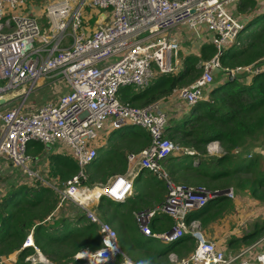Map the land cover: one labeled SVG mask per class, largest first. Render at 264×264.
<instances>
[{
	"label": "built area",
	"instance_id": "obj_1",
	"mask_svg": "<svg viewBox=\"0 0 264 264\" xmlns=\"http://www.w3.org/2000/svg\"><path fill=\"white\" fill-rule=\"evenodd\" d=\"M232 1L49 0L43 10L49 25L42 30L27 0H0V154L11 165L58 191L60 201L67 199L84 208L98 223L101 247L88 252L90 264H102L118 253L127 264H146L126 256L115 228L81 200V194L90 190L80 184L81 177L86 176V165L97 156L101 130L124 126L142 127L151 135L146 147L127 154L128 166L132 162L148 169L166 185L161 203L134 212L139 230L170 243L186 234L194 238L191 252L173 258L170 264H264V251L257 248L262 238L242 250L226 252L197 229V218L188 219L190 213L213 198H234L232 187L220 192L222 189L174 181L164 160L194 151L165 136L169 117L157 101L137 106L117 96L122 86L144 88L158 74L177 71L173 57L176 59L180 42L170 32L185 23L193 29L204 24L212 33L215 52L202 61L199 76L172 92L188 106L207 98L205 91L213 81V69H221L219 55L224 47L237 42L243 26L242 17L226 7ZM225 69L230 77L241 70L253 75L264 72V60ZM43 79L60 80L66 89L59 87L60 94L29 111L21 110L22 101L4 108L10 100L7 95L27 97ZM21 88L24 91L17 94ZM30 141L48 147L59 143L77 164L78 173L61 187L44 180L30 167L29 162L36 159L27 151ZM132 168L112 175L96 197L103 194L115 201L126 199L135 176ZM160 214L172 218L170 229H151V220ZM29 244L33 245L31 235L23 242Z\"/></svg>",
	"mask_w": 264,
	"mask_h": 264
},
{
	"label": "trees",
	"instance_id": "obj_2",
	"mask_svg": "<svg viewBox=\"0 0 264 264\" xmlns=\"http://www.w3.org/2000/svg\"><path fill=\"white\" fill-rule=\"evenodd\" d=\"M234 12L242 15L243 26L237 42L224 47L219 55L220 70L225 73H228L225 68L264 60V0H239ZM214 52L212 43H203L198 55L191 53L182 58L178 71L160 73L144 88L122 86L117 96L137 106L166 97L175 88L199 76L202 61L211 58ZM247 77L250 80H246ZM214 78L207 98L199 99L188 112L174 118V123L171 121L164 131L167 137L194 152L170 155L164 165L176 182L210 190L231 186L237 193H246L264 203V158L260 152L250 151L252 146L259 147L264 143V72L251 75L241 70L223 80L217 77L214 81ZM113 133L114 137L110 139L113 142L99 146L97 156L86 165V176L81 177V185L102 186L112 175L124 173L128 168L126 155L138 153L151 139L146 129L137 126H124ZM212 140L219 143L222 152H207L206 144ZM45 146L30 141L27 151L46 155L49 152ZM48 155L47 172L55 185L61 187L64 181L78 173L77 164L68 154L51 152ZM195 159L197 163L194 164ZM146 172L147 180L153 181L147 193L141 191L140 178L136 176L132 182V192L136 194L122 201L101 194L94 212L115 228L122 251L129 258L146 264H170L168 253L173 243L164 241V246L152 245L149 239L152 237L144 236L134 219V212L153 208L166 194L164 181L150 170ZM225 198L222 195L209 200L204 207L190 213L188 219L199 218L202 223L207 218H215L222 214L220 208L215 207ZM221 206L223 209L224 204ZM159 216L169 224L168 228L173 225L171 217ZM256 225L241 238L250 241L259 237L264 231V219ZM150 227L153 230L151 222ZM28 235H31L33 245H23ZM100 247L98 223L92 221L78 204L67 199L60 201L59 192L39 179L29 184L12 183L0 199L1 264H80L82 258L76 257L78 253L92 252ZM187 251L188 254L191 252L189 248ZM13 252L15 259L9 257ZM37 252L49 262L25 260L27 255ZM121 257L118 253L114 259L102 264H120Z\"/></svg>",
	"mask_w": 264,
	"mask_h": 264
},
{
	"label": "crops",
	"instance_id": "obj_3",
	"mask_svg": "<svg viewBox=\"0 0 264 264\" xmlns=\"http://www.w3.org/2000/svg\"><path fill=\"white\" fill-rule=\"evenodd\" d=\"M237 1H239V0H237ZM229 3L230 2H228L226 4V7H227V5ZM235 8H236V6H235ZM239 16H240V14H239ZM241 17H242V15H241ZM184 24H181V25H184ZM185 25H187V24H185ZM198 25H204V24H198ZM204 27L206 28L205 25H204ZM194 34H195V36H197L201 40L202 43L200 44V46L203 43H206V42H210L211 43V39H212V33L211 32L207 31V34L203 35L197 29H195ZM170 35L171 36H176V34H172L171 32H170ZM179 41H181V40H179ZM187 41H188L187 39H184V40L181 41L182 44L180 42L179 50L177 52V55L178 54L181 55L180 60L177 61V56H176V59L174 58V61H176L178 63L177 71L180 69L181 63H182V58L186 54L194 53V54L198 55L200 53V46L198 48V51L196 52V51H194L195 44L187 42ZM185 42H187L188 44H186L184 46ZM216 71H218V73L221 75V77H218L221 80H223L224 78L229 76L228 73L222 72L220 70V68H218V67H215L213 69V75H214V73ZM246 80H250V78L247 77ZM61 89L65 90L66 87L61 88ZM205 92L207 93L208 91L206 90ZM12 95H14V94L7 95V97H9L10 100H8V102L4 105V108H7L9 106V104L12 103L18 97L17 95H14V96H12ZM175 95H176L175 93L171 92L166 97H163V98H160V99L156 100L158 102V105H159L160 109L166 111L167 114H170L169 115L170 119L172 118L173 115L174 116L179 115V114L182 115L183 112H186V111L188 112L190 110V107H191V106H188L183 100H181L180 98H178ZM184 105H186L187 107H185ZM11 106H13V105H11ZM14 106H16V105H14ZM35 106H37V105L33 104V106H31L30 108H33ZM101 136H102V141H101V143H99L98 147L99 146H106L109 143L110 139H113V137H114L113 130H111V129L101 130ZM110 142H113V140H111ZM53 152H56V151H53ZM4 158L5 157L0 154V176H5V177H3V179L0 178V199H1V197L3 195L6 194V192L8 191V189L10 188V185L12 183H19L18 182L19 180L16 178L15 174L13 175V171L10 168L13 165H11L6 159L4 160ZM126 158H127V155H126ZM13 167H15V166H13ZM130 167H133L132 169H133V171L135 173V176H134L133 180L135 179L136 176H138V178H140L139 184L141 185L140 186L141 191L143 193H147L149 191V186L151 185V183H153V181L150 182L149 180H147L148 179V174L146 172L147 169L144 170V172H143L141 170L145 169V168L137 167V166L133 165L132 162H129L128 168H130ZM165 168H166V166H165ZM154 178H155V176H154ZM101 188L102 187H100V191H101ZM132 191H133V187L131 189L130 194L127 197H130L131 195H133L135 193V192H132ZM240 194H243L244 196L247 195L246 193H242V192ZM243 195H241L240 197L241 198L244 197ZM247 196L250 197L249 195H247ZM96 198L94 199L95 204H97V202H98V199H96ZM248 200L253 201L255 203L258 202L256 199L254 200L251 197ZM242 202H243V200L241 199L240 201H235V203L233 205H227V204H225L223 202L220 203V205H217L215 208H217V207L220 208V212L222 214H220L218 216H215V218H213L211 220H209L207 218L208 221L206 219V222H202L201 223L199 218H197L198 219L197 222H196L197 223V225H196L197 229L200 230L206 237L214 240L216 242L217 246L219 248L223 249L226 252H232V251H235V250L238 251L237 248H240V245L242 243L246 242V239L241 238V236L245 232H249V231L253 230L254 226H255V223H256L255 222L253 224V227L251 229H248L246 231H245V229L243 231L238 229L240 222L236 221L235 219H236V215H239L241 210H242ZM258 203H260V202H258ZM222 204H224V207H223V209H225L224 211H221V210H223L222 206H221ZM246 204H249V203H246ZM229 206L231 207V209L226 211L227 207H229ZM256 208L258 209V211L263 212L264 208H261V206H257ZM170 222H171V219H170L169 223ZM151 226L153 227L154 231H160V232L161 231H166V230L171 228V227L168 228L169 224L164 219H161L159 215H156V217L154 219H152ZM238 232L242 233L240 237L231 238L233 236H236ZM142 234L145 236L144 233H142ZM146 236H148V235H146ZM260 238H262V240H261V242H259L257 244V248L259 250H261V251H264V235H262ZM149 239H150V243L152 245L156 246V247L164 246V240L154 239V238H149ZM191 239H194V238L191 235L186 234V235H184L182 237L181 240H178L175 243H173V246L171 248L172 250L168 253L169 259L172 261L173 258L179 259V258H182V257L186 256L188 254V252H189V251H187V248H189V250H192L193 247H194L192 245ZM237 239H241V240L235 241ZM118 240H119V238H118ZM119 245H120V248H121L120 240H119ZM177 248H178V250H175Z\"/></svg>",
	"mask_w": 264,
	"mask_h": 264
},
{
	"label": "rangeland",
	"instance_id": "obj_4",
	"mask_svg": "<svg viewBox=\"0 0 264 264\" xmlns=\"http://www.w3.org/2000/svg\"><path fill=\"white\" fill-rule=\"evenodd\" d=\"M49 0H27V7L29 8V11L30 12H33V14L37 17L39 23H40V26L42 28V30H47V27L49 25V22L45 16V14H43V10H44V5L48 2ZM237 0H233L232 2H230L228 5H227V8H231V10L234 11L235 9V6L237 4ZM89 12H91L89 10ZM241 16V15H240ZM196 29L203 35H206L207 34V30L206 28L204 27V25H197L196 26ZM194 31L195 29L189 27L188 25H179L175 28H173L171 30V33L172 34H176V37L178 40H184V39H187L188 41L187 42H190V43H193L195 44V48H194V51H198V48L200 46V44L202 43L201 40L195 36L194 34ZM179 41V42H181ZM187 42L184 43V46L186 44H188ZM182 44V42H181ZM175 57H173L174 59ZM181 58V55L178 54L177 55V61H179ZM201 73H202V70H201ZM200 73V74H201ZM214 81L218 80L217 77H221V75L218 73V71H216L214 73ZM151 83V82H150ZM185 85V84H184ZM60 88H64L65 85L60 81V80H53V81H48L47 79H43L42 82L40 84H37L35 86V88L33 89V91L27 96V97H21V96H18L12 103L9 104V107H12L11 105H17L19 104L21 101L23 102L22 103V107H21V110L22 111H29V110H32L34 109L35 107H37L39 104H41L42 102H44L45 100L47 99H50L52 97H55L57 96L58 94H60V91H58V89ZM139 89V88H138ZM34 105H37L33 108H30L31 106ZM185 107H187L186 105H184ZM25 109V110H24ZM187 109V108H186ZM183 114V113H182ZM170 114H168V123H171V121H173V119H178V117H181L182 115L179 114V115H176V116H172V118L170 119ZM181 115V116H180ZM174 119V120H175ZM174 123V121H173ZM2 125L1 121H0V126ZM166 136V134H165ZM174 140V139H172ZM176 142V140H174ZM262 143V142H261ZM180 144V143H179ZM264 143H262L259 147L257 146H252V148L250 149L251 152H254V151H258L261 153H264ZM182 146V145H181ZM183 147V146H182ZM185 150H190V148H185L183 147ZM45 150L46 152H53V151H56V152H61V153H66L67 154V150H65L64 148H61L59 143H55V144H51L48 148L45 146ZM206 150L209 154H217V153H220L223 151V149L220 148V145L218 144V142L216 140H212V141H209L207 144H206ZM45 152V151H44ZM30 156H33L35 157L36 159L34 160H31L29 162L30 164V167L32 169V171L36 172L40 177H43L44 180H47L48 182L49 181H53V178L49 177L48 176V172H47V168H48V154L49 153H46V155H34L33 153H30ZM69 155V154H68ZM262 155V154H261ZM70 156V155H69ZM263 158H264V155H262ZM5 157V156H4ZM71 157V156H70ZM6 158H4L5 160ZM166 161V159L164 160V162ZM163 162V164H164ZM193 163H197L196 159L195 161H193ZM10 167V166H9ZM13 167V166H12ZM10 167L11 170L13 171V175L15 174L16 175V178L19 180L18 182L21 183V182H27L28 184L29 183H32L34 182L35 178L32 177V176H29L27 173H25L22 168H19V167ZM3 177L5 176H0V178L3 179ZM172 178V176H171ZM55 181V180H54ZM36 182V181H35ZM43 182V181H41ZM57 182V181H56ZM44 183V182H43ZM65 181L62 183V186L64 185ZM90 188H93V187H102L100 185H93V186H88ZM133 187V185H132ZM231 187V186H230ZM233 189V188H232ZM234 193H235V198H225L222 200L223 203L227 204V205H233L235 203V201H240L241 199L243 200L242 202V210L240 212L239 215H236V221L240 222L239 224V228L241 231H243L245 229L248 230V229H251L253 227V224L256 222L257 225L259 226L261 224V222L263 221V218H264V209H263V212L261 211H258V209L256 208L257 206H261V208H264V204L263 203H258V202H253V201H250L248 200L250 197H248L247 195L244 196L243 194H240L237 193L234 189H233ZM240 194V195H239ZM241 195H243L244 197H240ZM226 197V196H224ZM252 198V197H251ZM96 199H99L96 198ZM254 199V198H253ZM255 200V199H254ZM246 203H249V204H246ZM246 204V205H245ZM95 201H93L92 203H90L88 205V207H90L91 209H95ZM73 209H76L75 206ZM231 207H227L226 211L227 210H230ZM246 210V211H245ZM232 222V221H231ZM256 225V226H257ZM255 227V226H254ZM247 228V229H246ZM246 233V232H245ZM242 233L238 232L236 236H233L231 238H235V237H240ZM262 235H264V231L263 233L257 237L256 239H253V240H250V241H246L244 243H242L240 245V248H237V250L239 249H243L249 245H251L252 243H254L256 240H258ZM241 239H237L235 241H239ZM191 242H192V245L194 246L195 245V241L194 239H191ZM15 252L11 253L9 255V257H11V259H15ZM115 258V257H114ZM112 257H110L108 260L106 261H109V260H112L114 259ZM41 254L39 252H37L36 254H30V255H27L25 257V260H31V261H41ZM119 259V258H118ZM125 258L122 256L121 259L119 260H124ZM43 261L45 260V263H48L49 261H47V259H42ZM134 260V259H133ZM86 261V262H85ZM105 261V262H106ZM88 261L82 257V262L80 264H88L87 263ZM100 264V263H99Z\"/></svg>",
	"mask_w": 264,
	"mask_h": 264
},
{
	"label": "bare ground",
	"instance_id": "obj_5",
	"mask_svg": "<svg viewBox=\"0 0 264 264\" xmlns=\"http://www.w3.org/2000/svg\"><path fill=\"white\" fill-rule=\"evenodd\" d=\"M99 192H100V188H98V187L90 188V190L88 192L81 194L82 202L85 203L86 205H89L90 203H92L94 201V199L99 194ZM78 255L80 257H84L85 259H87L89 253H88V250H85V251L78 253ZM43 256H41L42 259L44 258ZM88 264H90V263H88Z\"/></svg>",
	"mask_w": 264,
	"mask_h": 264
},
{
	"label": "water",
	"instance_id": "obj_6",
	"mask_svg": "<svg viewBox=\"0 0 264 264\" xmlns=\"http://www.w3.org/2000/svg\"><path fill=\"white\" fill-rule=\"evenodd\" d=\"M23 91H24V89L21 88L19 91H17V94H19L20 92H23ZM12 96H14V95H12ZM7 98H9V97H7ZM0 102H3V99H0ZM46 147L48 148V146H46ZM227 189L228 188H223L220 192H223L224 190H227ZM41 256H43V255H41ZM115 256H116V254H113L111 257L114 258ZM76 257L82 258L78 254ZM43 259H46V258L44 257ZM41 261H43V260L41 259ZM43 262H45V260ZM121 264H127V262L123 261Z\"/></svg>",
	"mask_w": 264,
	"mask_h": 264
},
{
	"label": "clouds",
	"instance_id": "obj_7",
	"mask_svg": "<svg viewBox=\"0 0 264 264\" xmlns=\"http://www.w3.org/2000/svg\"><path fill=\"white\" fill-rule=\"evenodd\" d=\"M262 155H264V153H261ZM31 245V244H30ZM89 252V251H88ZM86 260H88V258L86 259ZM86 262V261H85Z\"/></svg>",
	"mask_w": 264,
	"mask_h": 264
}]
</instances>
